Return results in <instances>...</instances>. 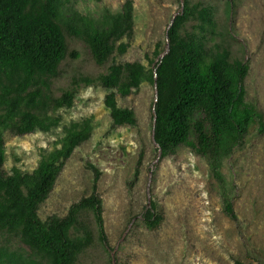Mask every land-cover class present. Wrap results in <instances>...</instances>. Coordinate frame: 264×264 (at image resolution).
I'll use <instances>...</instances> for the list:
<instances>
[{"label":"rangeland","instance_id":"obj_1","mask_svg":"<svg viewBox=\"0 0 264 264\" xmlns=\"http://www.w3.org/2000/svg\"><path fill=\"white\" fill-rule=\"evenodd\" d=\"M189 1L212 9L208 47L225 48L232 60L247 65L245 102L264 120V0ZM127 2L133 29L123 41L128 49L113 63H137L149 72L166 53L167 30L185 0H65L64 8L99 22L105 13L118 14ZM193 26L195 22L189 23L187 31ZM66 40L67 57L50 90L54 98L76 90L73 104L49 114L59 119L49 132H6L3 170L7 175L14 169L32 173L43 155L60 148L66 129L90 120V139L67 160L38 209L43 222L65 217L93 194L95 171L99 174L95 194L101 201L105 240L99 239L92 213L81 212L79 220L91 230L93 243L78 264H264V132L252 129L216 171L208 158L187 147L161 158L153 141L154 86L144 80L129 96L116 95L117 106L131 110L136 125L113 126L104 105L110 91L96 83L112 62L99 67L82 41L68 34ZM84 79L95 82L85 85ZM224 200L231 203L234 220L225 214ZM152 204L159 218L155 227L143 218ZM2 242L12 252H28L13 237Z\"/></svg>","mask_w":264,"mask_h":264},{"label":"trees","instance_id":"obj_2","mask_svg":"<svg viewBox=\"0 0 264 264\" xmlns=\"http://www.w3.org/2000/svg\"><path fill=\"white\" fill-rule=\"evenodd\" d=\"M64 2L0 0V264H78L93 243L91 230L79 220L81 212L92 213L99 239L105 240L96 171L93 194L72 206L65 217L43 222L38 216L67 160L90 139V120L66 129L60 148L43 155L32 173L14 169L7 175L3 170L6 132L16 136L49 132L59 124L49 114L73 104L76 90H66L59 98L50 90L67 57L66 34L87 46L97 66L112 62L96 83L110 91L104 105L113 126L136 125L134 113L117 106L116 95L129 96L144 80L154 86L153 141L161 158L187 147L208 158L216 171L220 160L241 147L252 129L264 132L263 116L245 102L247 65L232 60L225 48L208 47L207 35L214 28L211 8L185 0L167 30L166 53L147 72L137 63H113L128 49L123 41L133 29L130 2L116 15L105 13L99 22L64 8ZM192 22L196 26L188 32ZM224 202L225 214L234 220L231 203ZM154 211L152 204L143 215L149 227L159 221ZM5 237L18 239L28 252H12L2 242Z\"/></svg>","mask_w":264,"mask_h":264},{"label":"water","instance_id":"obj_3","mask_svg":"<svg viewBox=\"0 0 264 264\" xmlns=\"http://www.w3.org/2000/svg\"><path fill=\"white\" fill-rule=\"evenodd\" d=\"M168 49V48H167ZM162 58V57H161ZM155 87H156V85H155Z\"/></svg>","mask_w":264,"mask_h":264}]
</instances>
